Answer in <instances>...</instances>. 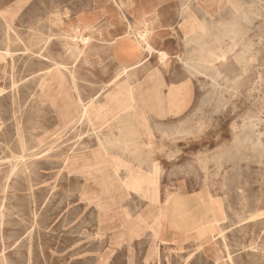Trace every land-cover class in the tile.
<instances>
[{
    "label": "rangeland",
    "instance_id": "obj_1",
    "mask_svg": "<svg viewBox=\"0 0 264 264\" xmlns=\"http://www.w3.org/2000/svg\"><path fill=\"white\" fill-rule=\"evenodd\" d=\"M133 1L71 0L69 8L63 0L54 33L45 34L39 22L8 28L0 37L6 71L0 79V264H264V0H184L209 31L202 47L224 54L217 59H200V46L185 45L181 0ZM153 9L162 18L154 38L168 58L145 55L139 83L161 82L165 96L180 87L188 92L183 112L164 116L158 114L162 97L137 85V108L149 110L140 149L159 169L160 206L121 188L145 176L147 165L116 148L102 156L92 128L73 125L83 110L70 101L99 93L118 62L127 67L140 61L137 42L121 37L138 25L142 10ZM85 10L103 14L93 30L75 26L73 19L71 26L65 23L70 13L74 18ZM114 31L120 43L110 50L107 39ZM77 35L92 37L90 45L78 40L76 46ZM51 70L53 83L41 92ZM111 107L95 116L111 113ZM103 130L100 136L118 135L114 125ZM113 159L133 168V175L123 167L116 171ZM221 212L227 222L215 228ZM140 214L143 228L137 227ZM200 230L204 235L194 239Z\"/></svg>",
    "mask_w": 264,
    "mask_h": 264
},
{
    "label": "bare ground",
    "instance_id": "obj_2",
    "mask_svg": "<svg viewBox=\"0 0 264 264\" xmlns=\"http://www.w3.org/2000/svg\"><path fill=\"white\" fill-rule=\"evenodd\" d=\"M131 2V4H135V1L133 0H129ZM159 1V0H158ZM228 1V0H227ZM234 1V0H233ZM120 2V1H119ZM160 2V1H159ZM159 2H157V4H160ZM181 11H180V17L182 18V20L185 22V28H184V37H185V45H190V44H195L200 46L199 52H198V57L200 59H205V57H209L210 59H217V58H222L224 57V54H221V56H219V53H217V49H206L203 48V41L204 38L208 36L209 31L205 30L199 23L198 18L196 16H194L191 12L190 6L188 4V2L181 0ZM128 4V3H127ZM162 4V3H161ZM90 5V4H89ZM116 5L119 8H125L126 3L121 2L120 4L118 2H116ZM159 6V5H158ZM164 6V5H163ZM128 7V6H126ZM151 7V6H150ZM83 8V7H82ZM87 8V7H86ZM80 9V8H79ZM237 9V8H236ZM76 10V9H75ZM259 11V10H257ZM152 13V15H151ZM142 16L140 18V20H138V25L137 26H128V31L124 34V36L121 37L122 40L125 39H131L133 41H135V43L137 42L138 46L140 47L141 51H142V58L140 59V61L132 66H122L120 63L119 64V68L117 70V72L115 73L114 78L106 84L105 88H103L99 93H97L94 97L90 98L88 101H83L81 99V97H79L77 99V101H74L71 97H70V101L72 103L73 108H82V115L80 117H78L74 122L73 125L74 126H88L90 128H92L93 133L96 135L97 138V142L98 145L101 146L103 148V155H109V153L111 152L110 150H108L107 148H116L121 150L122 152H129L130 155L134 158L135 162L141 167L142 165H147L148 167V172L145 176L143 177H137V178H133V180H130L128 182H123L121 186V188L123 189H131L133 191H135L140 197L141 199H143L144 201L147 202L148 206L156 204L158 206H160L161 202H162V198L161 195L157 192V182H156V177L159 173V169L158 167L154 166L151 164V160L149 158L148 155H144L143 152L141 151V141H142V135H141V129L146 127V114L148 115V109H146L145 107H140L137 108V85H141L139 83V77H138V68H140L143 63H144V56L147 55L149 56H153L154 54H159V57L162 61H165L168 58V53L158 50L155 38H154V29L155 26L161 25L162 24V18L160 17V15H156V10H152V11H147V10H142L141 12ZM125 18V17H124ZM128 20V19H127ZM130 21V20H129ZM43 22V21H42ZM128 23V22H127ZM132 23V22H131ZM45 24V22H44ZM14 26V25H13ZM37 26V25H36ZM45 27V26H43ZM3 28V27H2ZM93 27H89L88 29L93 30ZM241 28V27H240ZM239 29V28H238ZM13 32V31H12ZM118 31H116L114 33L117 34ZM41 35V34H40ZM114 35H109L108 39H107V43L110 46V50H112L113 46L119 42V38L120 37H116ZM173 35V34H172ZM112 37H114V39H112ZM120 39V40H121ZM4 40V39H3ZM52 40V39H51ZM80 40L84 47L86 48L87 46L90 45L92 37H84L81 35H77L76 39L73 41L74 44L76 45L77 41ZM236 40V39H235ZM231 41V40H230ZM15 42V40H14ZM47 43V42H46ZM120 43V42H119ZM250 43V42H249ZM49 44V42H48ZM251 44V43H250ZM74 45V46H75ZM40 46V45H39ZM72 46V45H71ZM77 46V45H76ZM248 47V46H247ZM35 48V47H34ZM243 48V47H242ZM8 49V48H7ZM31 49V48H30ZM45 49V48H44ZM249 49V48H248ZM253 49V48H252ZM43 50V49H42ZM79 50V49H78ZM247 50V49H246ZM29 51V50H28ZM24 53V52H23ZM42 53V52H41ZM44 53V52H43ZM17 54V53H16ZM22 54V53H21ZM33 54V53H32ZM254 54V53H253ZM244 56V55H243ZM41 57V56H40ZM150 58V57H149ZM46 60V59H45ZM222 60V59H221ZM79 62V61H78ZM98 62V61H97ZM146 62V61H145ZM251 63V62H250ZM14 64V62H13ZM198 64V63H197ZM18 66V65H17ZM23 66V65H21ZM25 66V65H24ZM27 66V65H26ZM57 66H62L57 64ZM212 66V65H210ZM29 67V66H28ZM240 67V66H239ZM27 68V67H26ZM59 68V67H58ZM28 69V68H27ZM26 69V70H27ZM60 69V68H59ZM144 69V68H143ZM25 70V71H26ZM30 70V69H29ZM145 70V69H144ZM28 71V70H27ZM26 71V73H27ZM2 72L4 73V70H2ZM24 72V71H23ZM22 72V73H23ZM68 72V71H67ZM148 73V72H145ZM198 73V72H197ZM42 74V73H40ZM153 74V73H152ZM13 75V74H12ZM145 76V75H144ZM147 76V75H146ZM22 77V76H21ZM54 77V70L50 71V75L44 79V81L39 85L40 91L42 92L45 88H47L49 85H51L53 83L52 78ZM260 77V76H258ZM14 78V76H13ZM1 79V78H0ZM73 79V78H72ZM207 79V78H206ZM260 79V78H259ZM74 81V80H73ZM30 82V81H29ZM186 82V81H185ZM261 82V80H260ZM144 83V84H143ZM141 86L144 87H149L150 91L152 94L156 95L159 94L162 99H163V105L164 108H162V110L158 111L159 115H168V114H178L183 112V108L186 104L187 101V90L184 87H180V88H175V89H171L170 92L167 94V96L164 95V88L165 85L161 82H157L155 87L152 86V83L149 82L148 84H146L145 82H143ZM74 84V83H73ZM151 85V86H150ZM184 85V84H181ZM199 85V84H198ZM5 86V85H4ZM16 87V86H14ZM13 87V88H14ZM261 87V86H260ZM9 88V87H8ZM18 88V87H17ZM6 90V89H5ZM13 90V89H12ZM18 90V89H17ZM232 91V90H231ZM3 92V91H2ZM19 92V91H18ZM14 93V92H13ZM1 92H0V97H1ZM19 97V95H17ZM16 99V98H14ZM14 101V100H13ZM106 104L111 105L112 107L110 108V110H112L111 113L109 114H104L101 116H95V112L97 110H104V106ZM27 105V104H26ZM14 106V105H13ZM18 106V105H17ZM206 107V106H205ZM20 110V109H19ZM23 110V109H22ZM30 111V110H29ZM205 111V110H204ZM104 112V111H103ZM102 112V113H103ZM262 112V111H261ZM16 113V112H15ZM151 113V112H150ZM157 113V112H156ZM155 113V114H156ZM16 115V114H14ZM154 115V114H153ZM17 116V115H16ZM14 116V117H16ZM152 116V115H150ZM164 116L162 119H165ZM159 117V116H158ZM179 117V116H178ZM176 118V117H175ZM150 119V118H149ZM158 119V118H157ZM16 120V119H15ZM7 121V120H6ZM163 121V120H161ZM165 121V120H164ZM251 121V120H250ZM248 121V123L250 122ZM263 121V120H262ZM247 121H245L246 123ZM261 122V121H260ZM8 124V123H7ZM181 124V123H180ZM11 125V124H10ZM19 125V124H18ZM115 126L116 130H118V135L116 136H112V135H104V136H100L101 131H104L103 129H107L110 128L112 126ZM157 125V124H156ZM251 125V123H250ZM21 125H19L18 127H21ZM148 126V125H147ZM200 126V125H199ZM38 127V126H37ZM244 127V125H243ZM250 127V126H248ZM248 127L247 130L249 129ZM254 127V125H253ZM256 127V126H255ZM40 128V127H38ZM1 129V128H0ZM147 129V127H146ZM244 129V128H243ZM74 130V129H73ZM76 130V129H75ZM74 130V131H75ZM143 130V129H142ZM176 130V129H175ZM242 130V129H241ZM252 130V129H251ZM258 130V129H257ZM1 131V130H0ZM20 131V130H19ZM144 131V130H143ZM147 132L149 131V129L146 130ZM174 131V130H173ZM243 131V130H242ZM246 131V130H245ZM32 132V131H31ZM153 132V131H152ZM180 132V129H179ZM178 132V133H179ZM18 133V132H17ZM21 133V132H19ZM243 133V132H242ZM3 135V134H2ZM14 135V134H13ZM254 135V134H253ZM185 136V135H184ZM263 136V135H262ZM22 137V136H21ZM25 137V136H24ZM23 137V138H24ZM177 137V136H176ZM11 139H13V136L11 137ZM151 139V138H149ZM16 140V139H15ZM19 140V139H18ZM20 141V140H19ZM24 141V139H23ZM22 141V142H23ZM153 141V140H152ZM260 140H258L259 142ZM35 142V141H34ZM240 142V141H239ZM257 142V141H256ZM39 144V143H38ZM243 144V143H242ZM257 144V143H256ZM148 145V144H147ZM1 146V145H0ZM37 146V145H35ZM150 146V145H149ZM2 148V147H1ZM84 148V147H83ZM144 148V147H143ZM147 148V147H146ZM150 148V147H149ZM30 150V149H29ZM37 151V149H36ZM102 151V150H101ZM12 152V151H11ZM35 152L34 151H29V153ZM51 152V151H50ZM264 152V151H263ZM264 154V153H263ZM8 156V155H7ZM9 157V156H8ZM257 158V157H255ZM259 158V157H258ZM7 159V158H6ZM261 159V158H260ZM4 160V159H2ZM236 160V159H235ZM245 160V159H244ZM243 160V162H244ZM258 160V159H255ZM254 160V161H255ZM247 161V160H246ZM245 161V162H246ZM260 161V160H259ZM65 162V161H64ZM238 162V161H237ZM242 162V161H241ZM262 162V161H260ZM108 163V162H107ZM216 163V161H215ZM10 164V162H9ZM109 164V163H108ZM219 164V163H218ZM253 164V163H252ZM260 164V163H259ZM131 165V164H130ZM204 165V164H203ZM220 165V164H219ZM261 165V164H260ZM258 166V165H257ZM112 167H114V169L117 171V169H119L120 167H123L125 169V173H127L128 176L133 175V168L129 167V166H124L122 165V163L118 160V159H113L112 161ZM221 167V166H219ZM16 168V167H15ZM18 168V167H17ZM34 168V167H33ZM112 169V168H111ZM223 170V169H222ZM231 170V169H230ZM230 172V171H229ZM232 172V171H231ZM236 171L234 170V173ZM28 173V172H27ZM33 173V172H32ZM263 173V172H262ZM13 175V174H12ZM215 175V174H214ZM21 176V175H20ZM12 177V176H11ZM30 177V176H29ZM22 178V177H21ZM126 178V177H125ZM117 180V179H116ZM26 181V180H25ZM31 181V180H30ZM59 181V179H58ZM61 181V180H60ZM110 183V182H109ZM17 184V183H16ZM113 184V183H112ZM32 185V184H31ZM111 185V183H110ZM119 186V187H120ZM146 186L147 192L145 191V189L143 187ZM57 187V185H56ZM79 187V186H78ZM102 187L104 188L103 191H105L106 193L108 191H110L111 188H108L106 185H102ZM77 188V187H76ZM6 190V189H5ZM14 190V188H13ZM70 190V189H69ZM4 192V188L2 190ZM150 191H152V193H150ZM227 191V189H226ZM52 192V191H51ZM241 192V191H239ZM5 193V192H4ZM17 193V192H16ZM69 193H71L69 191ZM51 194V193H50ZM65 194H67L65 192ZM33 195V194H32ZM60 195V194H59ZM69 196V195H68ZM226 197V196H225ZM55 197L52 198V200ZM64 198V197H63ZM69 198V197H68ZM71 198V197H70ZM69 198V199H70ZM16 199V198H15ZM18 199V197H17ZM224 199V198H223ZM37 200V199H36ZM48 200V199H47ZM65 200V199H63ZM222 200V199H221ZM17 201V200H15ZM20 201V200H19ZM61 201V200H60ZM69 201V200H68ZM4 202V200H3ZM18 202V201H17ZM21 202V201H20ZM18 202V203H20ZM55 202V201H53ZM52 202V203H53ZM62 202V201H61ZM70 202V201H69ZM10 203V201H9ZM12 203V202H11ZM51 203V204H52ZM66 203V202H64ZM8 204V202H7ZM35 204V202H34ZM48 204V203H47ZM50 204V203H49ZM50 204V205H51ZM63 204V203H62ZM204 205V204H203ZM59 206V205H58ZM61 207H64L61 206ZM16 208V207H15ZM60 208V207H59ZM38 209V208H37ZM36 209V210H37ZM134 209V208H133ZM2 210V209H1ZM12 208H10L9 211H11ZM59 210V209H57ZM61 210V208H60ZM73 210V209H72ZM15 211V209L13 210ZM16 212V211H15ZM18 212V210H17ZM75 212H78L75 211ZM80 212V211H79ZM78 212V213H79ZM31 213V212H30ZM35 213V210H34ZM37 213V212H36ZM77 213V214H78ZM14 214V212H13ZM75 214V213H72ZM18 215V214H17ZM16 215V217H17ZM32 215V214H31ZM36 215V214H35ZM52 215V214H51ZM79 215V214H78ZM3 216V215H2ZM50 216V215H48ZM76 217V215H74ZM68 217V216H67ZM3 218V217H2ZM10 218V217H8ZM37 218V217H36ZM72 219V217H70ZM92 218V216H91ZM166 218V217H165ZM7 219V218H5ZM39 219V217H38ZM53 219V217L51 218ZM50 219V220H51ZM69 219V217H68ZM67 219V220H68ZM3 220V219H2ZM1 220V221H2ZM93 220V219H91ZM143 217L142 214H140V217L138 219V223L139 225L137 226L138 228H143L142 222H143ZM167 220V219H166ZM226 221V215L224 213L221 212V220L218 221L214 227L216 228L217 226L221 225L222 223H225ZM239 221V220H238ZM13 222V221H12ZM11 222V223H12ZM15 222V221H14ZM13 222V223H14ZM36 222V221H35ZM64 222V220H63ZM66 222V221H65ZM68 222V221H67ZM227 222V221H226ZM1 223V222H0ZM3 223V222H2ZM10 223V222H9ZM92 223V222H91ZM90 223V225H91ZM159 223V221H158ZM65 224V223H63ZM70 224V219H69V223ZM84 225H86L85 223H83ZM82 224V225H83ZM89 224V223H88ZM19 225V224H18ZM30 225V224H29ZM2 227V225H0ZM63 226V225H62ZM66 226V224H65ZM81 226V225H80ZM7 228L8 225L6 226ZM12 226H10L11 228ZM16 227V226H15ZM20 227V225H19ZM34 227V226H33ZM64 227V226H63ZM84 227V226H83ZM14 229V226H13ZM29 229V228H28ZM35 229V228H33ZM82 229V228H81ZM136 230V228L133 226L129 229L130 233H133ZM151 230L153 231V236L156 234L154 228H151ZM32 231V228H31ZM34 231V230H33ZM36 231V230H35ZM75 231V229H74ZM73 231V232H74ZM78 232V230H76ZM72 232V233H73ZM34 233V232H33ZM87 233V232H86ZM215 232H213L214 235ZM16 234V233H15ZM29 234V233H28ZM76 234V233H75ZM75 234L72 235L73 237H75ZM88 234V233H87ZM86 234V235H87ZM8 235V234H7ZM12 235V233H11ZM18 235V233H17ZM16 235V236H17ZM204 235V231H198L197 232V237H193L194 239H198L199 237ZM9 236V235H8ZM7 236V237H8ZM13 236V235H12ZM11 236V237H12ZM27 236V235H26ZM77 236V235H76ZM85 236V235H84ZM92 236V235H91ZM220 238H223V233L220 232L219 235ZM23 237V236H22ZM89 237V236H88ZM85 238V237H84ZM16 240V238H14ZM80 239V238H78ZM236 239V238H235ZM4 240V239H3ZM6 240V238H5ZM13 240V239H12ZM18 240V239H17ZM20 240V239H19ZM33 240V239H32ZM22 241V240H21ZM10 242V240H9ZM28 242H31V240H29ZM259 242V241H258ZM19 244V243H18ZM31 244V243H30ZM143 244V243H142ZM141 244V245H142ZM145 244V243H144ZM8 247V246H7ZM20 247V246H19ZM9 248V247H8ZM99 248V247H98ZM102 248V247H101ZM140 248V247H139ZM138 248V249H139ZM16 249V248H15ZM14 249V250H15ZM81 249V248H80ZM100 249V248H99ZM135 249V248H134ZM24 250V249H23ZM27 250V249H26ZM97 250V249H96ZM199 250H202L201 248ZM232 250V249H230ZM251 250V248H250ZM80 251V250H79ZM78 251V252H79ZM143 251V250H141ZM77 252V253H78ZM256 252V251H255ZM36 253V251H35ZM182 253V252H181ZM142 254V253H141ZM233 254V253H232ZM16 255V254H15ZM19 255V254H18ZM17 255V256H18ZM79 255V254H78ZM237 255V254H235ZM34 256V254H33ZM184 256V255H182ZM181 256V259H183V257ZM202 256V254H201ZM171 257V256H170ZM200 257V256H199ZM198 257V258H199ZM159 259V258H158ZM174 259V258H173ZM185 259V258H184ZM183 259V260H184ZM187 259V258H186ZM175 260V259H174ZM7 261V260H6ZM160 261V260H159ZM158 261V262H159ZM172 261V260H171ZM185 261V260H184ZM199 261V260H198ZM8 263V262H7ZM173 263V262H172ZM181 263V262H180ZM9 264V263H8ZM197 264V263H196Z\"/></svg>",
    "mask_w": 264,
    "mask_h": 264
},
{
    "label": "crops",
    "instance_id": "obj_3",
    "mask_svg": "<svg viewBox=\"0 0 264 264\" xmlns=\"http://www.w3.org/2000/svg\"><path fill=\"white\" fill-rule=\"evenodd\" d=\"M62 1L63 0H0V37L5 35V32H7L8 28H15L20 24V26L29 28L30 26H33L39 22L40 28H44L45 34L51 31L54 33L56 31L55 22L58 20L57 18L59 16L63 15L61 11V5L63 4ZM64 1L66 4L69 3L67 5H69L70 8L71 0ZM57 6L60 7V11L57 10ZM81 14L84 15L80 17ZM102 17V12H95V10H85L74 18H72V14L70 13L69 22L66 19H64V21L70 26L72 25L73 19L75 20L74 25L76 26L79 24L80 28H83L82 25H91L94 27ZM115 32L116 31L111 33V35H114ZM115 60L118 62L117 58H115ZM4 69V64L0 63L1 79L6 74V71H4V73L2 72ZM177 200L178 202L181 201L184 203V200L182 199Z\"/></svg>",
    "mask_w": 264,
    "mask_h": 264
}]
</instances>
